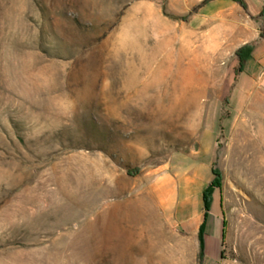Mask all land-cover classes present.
I'll use <instances>...</instances> for the list:
<instances>
[{"label":"rangeland","instance_id":"374dc122","mask_svg":"<svg viewBox=\"0 0 264 264\" xmlns=\"http://www.w3.org/2000/svg\"><path fill=\"white\" fill-rule=\"evenodd\" d=\"M227 1L0 0V264H264L238 173L240 131L264 145V57L237 54L264 17ZM195 177L216 181L204 253L169 231L129 251V201Z\"/></svg>","mask_w":264,"mask_h":264},{"label":"crops","instance_id":"0c3cea01","mask_svg":"<svg viewBox=\"0 0 264 264\" xmlns=\"http://www.w3.org/2000/svg\"><path fill=\"white\" fill-rule=\"evenodd\" d=\"M217 1V8L224 9L228 7L231 10L235 9L233 4L227 0ZM246 2L251 15L260 16L263 7L261 3L251 9V3L248 0ZM263 33L264 20L259 23L258 28H255L254 37L258 39L249 59H253L256 53H261L264 57ZM207 184V180L200 183L196 177L183 180L168 179L157 181L154 184L155 201H153V206L146 199L145 193H147V190H140L139 194L129 201V251L144 252L149 249L148 245L150 243H164L167 231H169L173 235L177 234L178 238H181V235L191 238L193 246L189 249L197 252L196 241L197 237H199L200 227L204 222L202 193ZM167 189H170V193L172 191L173 195L166 196L164 193ZM192 200H194L197 208L194 213L187 210L188 204ZM207 226L208 222L206 221V229ZM220 240L219 251L221 255L223 225ZM138 254L133 256V262L138 261V258H140ZM137 256L138 258H136Z\"/></svg>","mask_w":264,"mask_h":264},{"label":"bare ground","instance_id":"6f19581e","mask_svg":"<svg viewBox=\"0 0 264 264\" xmlns=\"http://www.w3.org/2000/svg\"><path fill=\"white\" fill-rule=\"evenodd\" d=\"M239 135L242 141L239 147L238 173L247 190L264 201V145H258V138L256 142L245 140L243 131H240ZM236 175L238 176L237 173ZM258 240L263 241L264 237Z\"/></svg>","mask_w":264,"mask_h":264},{"label":"trees","instance_id":"16d2710c","mask_svg":"<svg viewBox=\"0 0 264 264\" xmlns=\"http://www.w3.org/2000/svg\"><path fill=\"white\" fill-rule=\"evenodd\" d=\"M210 0H205L204 3H207ZM237 2L239 5H241L244 9H247V3L245 0H233ZM260 15L264 16V6L260 12ZM174 17V16H173ZM254 49L253 45H247L241 49L238 50L237 54L239 57V67L238 71H242L244 68V65L246 61L251 57V53ZM216 187V181H213L210 185H208L202 193V198H203V207H204V222L202 223L200 230H199V239H200V245H201V253H204V234H205V226H206V220L209 216L210 213V208H211V203H212V195L213 192L215 191ZM223 251H221L222 255Z\"/></svg>","mask_w":264,"mask_h":264}]
</instances>
